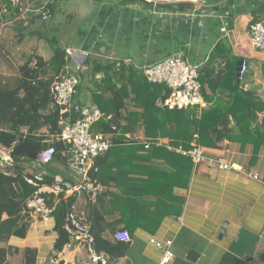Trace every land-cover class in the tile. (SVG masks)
Listing matches in <instances>:
<instances>
[{"label":"crops","instance_id":"1","mask_svg":"<svg viewBox=\"0 0 264 264\" xmlns=\"http://www.w3.org/2000/svg\"><path fill=\"white\" fill-rule=\"evenodd\" d=\"M82 1L85 8L68 15L78 19L76 39L80 46L61 40L66 50L78 51L69 54L70 73L77 72L81 76L84 61L92 49L99 58H126L141 68L175 53L184 54L176 46L179 36L189 52L202 57L199 61L205 63L217 41L222 37L229 39L230 25L234 23L233 32L237 36L234 50L245 55L248 61L244 78L237 83L264 100V53L253 49L247 33L253 19L251 9L264 0H236L238 16L235 18L232 16L235 4L231 0L216 3L184 0L195 3L190 12L157 8L158 4L170 1L152 2L148 6L141 3L116 6L108 0ZM31 2L21 0L20 12L13 13L6 4L0 6V82L4 84L11 82V69L17 67L15 76H18L19 67L27 59L35 52L42 54L39 47L46 39L34 33L38 24L32 20L36 12L30 11ZM90 11L95 13L85 27L80 22L81 16ZM141 14L153 19L152 24L142 20ZM217 21L221 23L220 32L215 31ZM57 24L50 25L54 32L58 30ZM211 33L215 34V41L203 56L195 43L201 39L208 43L207 36ZM137 37L144 42V54L134 57L131 51L121 50L123 46L119 47V43L130 44ZM89 46L91 49L87 50ZM163 48L170 51L166 57L161 54ZM81 51L85 55L82 63L83 58L77 57ZM149 51L152 54H148ZM205 88L207 94L212 95L207 85ZM81 97L78 95L77 99ZM128 105H134L131 98ZM208 105L211 106L210 102ZM259 116L262 123L264 112H259ZM231 126L235 127L233 120ZM113 133L115 138L122 132ZM125 135L128 143L114 145L99 159L96 190L82 188L63 195L74 198L72 210L92 227L93 235L98 233L115 241L118 230L126 229L130 233L132 241L128 242L129 248L121 258L112 260L106 253L95 250L97 255H103L102 264H158L162 251L150 242L152 237L173 239L178 264H220L227 253L241 264L249 259L246 264H264V141L252 135H238L235 130V139L226 138L216 147L201 144L209 155L236 167L213 169L204 163L195 164L190 156L142 148L154 141L153 136L146 134L142 121ZM155 138L164 143L171 140L162 136ZM26 168L35 177L44 174L40 189L49 197L55 195V203L61 198L51 191L53 183L61 180L76 186L83 180L82 171L70 167L64 157L42 165L26 163ZM249 172L258 173L262 179L249 177ZM55 227L54 215L49 221L32 218L26 237L13 236L0 243L13 249L7 264H94L87 245L73 236L57 253ZM191 252H195L194 258L190 257Z\"/></svg>","mask_w":264,"mask_h":264},{"label":"trees","instance_id":"2","mask_svg":"<svg viewBox=\"0 0 264 264\" xmlns=\"http://www.w3.org/2000/svg\"><path fill=\"white\" fill-rule=\"evenodd\" d=\"M31 1V8L44 6L49 9L51 18L56 15L57 7L63 0ZM108 1L116 6L128 3H141L146 6L149 4L146 0ZM20 3L21 0H0V6L6 4L12 13L20 12ZM231 3L235 4L236 0H231ZM262 5L264 1L251 9V24L260 21L264 16ZM157 8H166L172 12H190L195 8V3L171 0L167 4H158ZM32 20L38 24L34 33L52 45L54 54L50 59H46L42 54L35 52L19 67V75L14 85L0 82V144L11 149V155L16 162L14 167L7 170L0 168V243L7 242L13 236L26 237L31 226L32 217L26 208V202L40 190L44 181L37 180L36 185L29 183L26 178L35 176L28 173L26 163L35 162L37 154L45 149L50 141L57 147L55 158H68L64 143L55 139L61 132L62 117L53 96L52 85L62 72L67 71L70 55L58 35L54 34L55 29L48 24V19L43 20L42 11L35 13ZM217 22L221 24L220 21ZM234 29L232 23L229 39L222 37L217 41L204 63L200 76L205 99L211 106L201 110L199 107L168 109L162 105V101L170 93L166 85L150 82L142 68L126 58L102 59L95 55L97 53L93 49L82 66L78 95H82L86 101L96 103L106 117L111 116L96 124L100 125L99 129L103 132H122L114 138V145L128 143L129 139L127 140L125 134L133 131L141 121L145 125L146 134L154 137V141H149V147H146V144L141 147L152 148L154 151L163 150L170 154H175V151L172 152L166 145L156 144L155 137H169V144L189 148L195 134H198V143L216 147L226 138L235 139L233 132L237 130L238 135H252L264 141V118L262 123L259 122V112H264V100L256 92L246 90L237 83V63L240 59L247 61V57L234 50L233 46L237 43ZM87 48L91 49L90 46ZM206 85L212 95L207 94ZM130 98L134 105H128ZM132 106L134 108H131ZM232 120L235 127L231 126ZM96 175L97 173L93 175L94 179ZM41 194L48 196L47 192L41 191ZM63 195L64 192L58 193L61 198L58 203L54 201L55 195L48 196L49 205L53 208L52 215L56 219L57 253L61 252L72 238L66 217L72 210L74 198H64ZM90 231L97 252L106 253L112 260L126 254L130 245L128 242L112 241L98 233L93 235L92 227ZM12 253V247L0 245V264H7L8 256ZM249 261L250 259L244 264ZM220 264H241V261L227 253Z\"/></svg>","mask_w":264,"mask_h":264},{"label":"built area","instance_id":"3","mask_svg":"<svg viewBox=\"0 0 264 264\" xmlns=\"http://www.w3.org/2000/svg\"><path fill=\"white\" fill-rule=\"evenodd\" d=\"M152 2H166L171 0H146ZM179 1V0H177ZM184 1V0H183ZM33 12H43V20L50 17V10L44 6L31 8ZM249 41L253 49L264 53V20L252 23L248 29ZM76 51V50H75ZM73 49H68V54H77ZM83 51L79 52V58H83ZM74 53V54H73ZM82 53V54H81ZM203 63L192 64L183 53L172 54L158 62L142 67L147 79L152 83L166 85L170 89L169 95L162 101V105L168 109H186L199 107L203 109L208 106L203 93V85L200 76ZM248 69V63L244 60L240 79L244 78V73ZM62 72L53 82L52 92L55 102L60 108L62 117L61 132L55 138L63 142L67 149V161L72 168H79L83 173V180L79 185L73 186L61 180L53 183L51 191L55 194L64 192L73 194L84 188L87 190L97 189L94 183L96 178L93 175L99 171V159L108 153L114 145V133L103 131H93L94 125L103 118L109 119L111 116L101 110V108L91 100H84L82 97L77 99L78 85L81 76L76 72L70 73L69 69ZM116 129V127H114ZM198 134H195L191 147L183 145H172L160 140L155 141L158 145H166L170 150L185 156H190L195 164H206L213 169L236 168L233 164L225 162L224 159L216 158L208 154L206 149L198 143ZM40 151L35 159L38 165L51 163L55 160L57 147L51 143ZM150 143H146L149 147ZM16 162L11 155V149L0 144V168L7 170L14 167ZM251 178L260 180L261 176L256 172H249ZM44 174L37 175L35 178L27 177L26 180L31 184H37V180H42ZM26 208L32 218L40 217L45 221L52 218L53 208L49 205L46 196L41 194V189L27 199ZM68 230L73 237L84 242L91 252V260L94 264H102L103 255H97L93 246V236L91 235L90 225H88L75 210L67 214ZM115 238L119 241L131 242L132 238L128 230L120 229L115 233ZM150 242L162 251V257L158 264H178L176 263V253L173 250V239H159L152 237ZM105 262V261H104Z\"/></svg>","mask_w":264,"mask_h":264},{"label":"rangeland","instance_id":"4","mask_svg":"<svg viewBox=\"0 0 264 264\" xmlns=\"http://www.w3.org/2000/svg\"><path fill=\"white\" fill-rule=\"evenodd\" d=\"M36 1V0H35ZM41 0H38V2H40ZM218 1V0H217ZM217 1H206L207 3H216ZM82 0H63L62 2L59 3L58 7H57V12L54 18L49 19L48 20V24L51 25L53 22L58 23V30L54 32V34L58 35V37L61 40H64L65 43H67L70 40V43L76 47L80 46V43L77 41L76 39V34H77V29H78V19L73 17L71 18L70 16H68L69 14H71L72 12H78L80 9L85 8V6H83L84 4L82 3ZM141 6V5H140ZM236 7L237 5H233V18L238 16V13L236 11ZM91 9V6H90ZM87 11H89V9L87 8ZM95 11L92 12L90 11L89 13L87 12L85 14V16H81V20L80 22H82V25L85 24V27H88L87 24L89 23V21L93 18ZM142 17V20L144 21H149L153 22V19H151L150 17L144 16V15H140ZM91 18V19H90ZM143 21V22H144ZM241 23H239L240 25ZM248 29V28H247ZM220 30H222L221 24H217L215 25V31L220 32ZM225 32H227V28L225 29ZM208 39V43L207 42H203L202 39L200 41H198L197 43H195V48L197 47V49L200 50L201 55L205 56L206 54H208L209 51V46L212 45L215 41V34L211 33L207 36ZM67 41V42H66ZM143 40L141 38H135L131 41L130 44L127 43H119V47L123 46L121 48V50L123 52H128L131 51L132 55L134 57H137L140 54H144V46H143ZM176 46H178V48L182 51L185 52L184 56L185 58H187L189 60L190 63L192 64H198V63H203L199 60H202V57L197 58L196 54H192L189 52L188 47L184 45V43L181 41V36H179V39H176ZM247 44V43H246ZM126 45H129L126 46ZM34 46H36V43H34ZM126 46V47H125ZM40 52L48 59H50L53 54H54V48L52 47V45L47 41V40H43L41 42V45L39 47ZM173 48V47H172ZM241 48V47H240ZM239 48V49H240ZM169 49H162V56L166 57L169 55ZM148 53V52H147ZM148 54H152L151 51H149ZM161 58V57H160ZM73 61V59H72ZM14 66V65H13ZM19 66V65H17ZM16 67V66H14ZM13 72V76L10 78L11 82H9V84L14 85L16 83V77L15 74L17 72V67L16 69H11ZM1 71H3V69H1ZM99 124H95L93 127V131H100L99 129ZM30 164H34V162H31Z\"/></svg>","mask_w":264,"mask_h":264},{"label":"water","instance_id":"5","mask_svg":"<svg viewBox=\"0 0 264 264\" xmlns=\"http://www.w3.org/2000/svg\"><path fill=\"white\" fill-rule=\"evenodd\" d=\"M261 10L264 11V5H262ZM244 60H245V59H240V60L238 61V63H237V77H238V80H237V81H238V83L241 82L240 76H241V71H242V69H243V63H244ZM196 254H197V253H196ZM194 255H195V252H191L190 257H191V258H194Z\"/></svg>","mask_w":264,"mask_h":264}]
</instances>
